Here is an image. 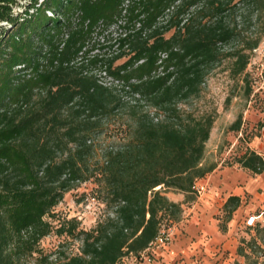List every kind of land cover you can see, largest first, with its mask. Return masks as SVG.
Instances as JSON below:
<instances>
[{
    "label": "trees",
    "instance_id": "trees-1",
    "mask_svg": "<svg viewBox=\"0 0 264 264\" xmlns=\"http://www.w3.org/2000/svg\"><path fill=\"white\" fill-rule=\"evenodd\" d=\"M124 1L0 0V264L33 254L36 264H117L144 250L163 220L179 221L181 204L167 191L193 200L195 182L215 168L202 163L212 118L179 104L224 60L232 75L244 72L264 37V0ZM113 25L116 35L104 37ZM86 65L115 83H100ZM110 116L120 141L90 167L93 131ZM237 162L264 170L255 150ZM89 178L114 216L82 231L80 254L49 261L38 247L52 228L45 217ZM238 204L230 195L225 217ZM256 230L264 233V219ZM240 242L245 264H264L256 238Z\"/></svg>",
    "mask_w": 264,
    "mask_h": 264
},
{
    "label": "rangeland",
    "instance_id": "rangeland-1",
    "mask_svg": "<svg viewBox=\"0 0 264 264\" xmlns=\"http://www.w3.org/2000/svg\"><path fill=\"white\" fill-rule=\"evenodd\" d=\"M115 29L114 25L107 28L103 33L104 37L115 36L117 33ZM101 38L94 34V39L102 41ZM125 58L116 60L113 65L121 63ZM228 66L227 60L215 65L205 76L198 95L179 104L195 116L207 115L212 118L208 139L204 144L202 163L214 164L215 168L218 166L240 167L237 158L244 151L254 148L258 150L264 145V37L259 46L252 51L243 73L232 75ZM85 72L96 76L104 85L115 83L101 66L86 65ZM122 95L125 99L131 98L128 94L122 93ZM141 103L145 102L141 101ZM109 118L106 123L93 131L94 145L90 154L91 158L88 160L90 167L101 162L105 149L117 145L120 141L117 130L119 120L116 116ZM259 140L261 142H258ZM101 196L93 178L78 182L65 192L58 205L45 217L50 221L52 228L39 241L41 255H46L49 261L56 262L62 261L66 256L80 254L82 231H89L97 223L114 216L113 208L107 206ZM243 200L246 201V199ZM220 215V219L223 220L225 212L222 211ZM161 227L171 228L172 226L163 220ZM257 227L262 225L255 226L251 231L243 230L244 238L242 239L245 242L253 238L257 239L260 248H255L257 251L254 254L261 260L264 258L262 244L264 240L260 242L258 236L264 233L258 234ZM62 229L67 231L70 229L73 233L70 235L66 231H61ZM245 242L246 252L251 256L254 255ZM161 251L163 250L159 249V253ZM150 256L156 258L157 254ZM35 257L36 254L29 257L27 264H36ZM43 260L42 258L41 261ZM117 264H147V260L127 254L121 256Z\"/></svg>",
    "mask_w": 264,
    "mask_h": 264
},
{
    "label": "crops",
    "instance_id": "crops-1",
    "mask_svg": "<svg viewBox=\"0 0 264 264\" xmlns=\"http://www.w3.org/2000/svg\"><path fill=\"white\" fill-rule=\"evenodd\" d=\"M251 150L264 157V145ZM204 177L201 182L206 184V190L193 200L184 201L183 193L167 191L170 200L181 204L182 213L179 221L171 225L170 244L147 264H245L237 248L244 238L243 230L254 229L245 225V219L262 208L264 170L252 174L238 166H218ZM230 195H237L239 204L221 220L223 205ZM258 225H263V215Z\"/></svg>",
    "mask_w": 264,
    "mask_h": 264
},
{
    "label": "built area",
    "instance_id": "built-area-1",
    "mask_svg": "<svg viewBox=\"0 0 264 264\" xmlns=\"http://www.w3.org/2000/svg\"><path fill=\"white\" fill-rule=\"evenodd\" d=\"M127 3H128V0H125L123 5L126 6ZM263 155H264V152H263ZM203 178L198 179L194 184V191L196 193V196L202 194V192L206 190V184L204 182H201ZM261 215H263V219H264V200L262 202V208L260 212L257 214L249 215L244 221L245 225L254 228L255 226L258 225V218ZM172 236H173V232L171 228L161 227V229L159 230L158 234L153 239V241H151L144 250L140 251L135 256H138L140 259H146L147 262H151L152 260H154V258H152V256L150 255L158 254L159 249H162V250L165 249L170 244V241L172 240Z\"/></svg>",
    "mask_w": 264,
    "mask_h": 264
}]
</instances>
